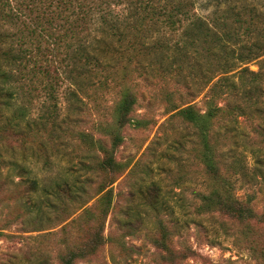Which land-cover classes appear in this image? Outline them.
Here are the masks:
<instances>
[{"label": "rangeland", "instance_id": "rangeland-1", "mask_svg": "<svg viewBox=\"0 0 264 264\" xmlns=\"http://www.w3.org/2000/svg\"><path fill=\"white\" fill-rule=\"evenodd\" d=\"M227 6L264 10V0H195L194 9L210 18ZM1 26L5 32L11 27ZM75 42H44L43 52L26 44L28 54L13 43L10 59L2 54L12 42L0 44V264H64L69 252L86 245L100 219L99 195L88 200L91 210L82 215L75 205L66 210L56 189H48L60 174L77 170V184L95 194L107 176L84 166L97 167L103 157L91 137L109 146L120 93L67 58ZM65 57L68 65L62 68ZM260 63L246 66L259 72ZM230 75L234 94L209 102L207 91L191 97L186 87L176 89L157 72L132 73L138 101L131 115L145 125L121 129L116 158L127 167L113 184L114 206L104 231L110 239L73 264H264V77ZM165 89L175 90L171 101L164 100ZM188 101L202 115L213 107L214 116L197 127L172 107ZM205 132L215 146L217 169L211 174L201 158ZM154 185L159 202L146 208L143 201L154 199ZM139 188L150 190L144 199L133 195ZM214 191L223 198L228 193L254 216L242 221L216 207L199 211L203 196ZM134 205L140 213L130 216ZM128 219L131 226L121 224Z\"/></svg>", "mask_w": 264, "mask_h": 264}, {"label": "trees", "instance_id": "trees-1", "mask_svg": "<svg viewBox=\"0 0 264 264\" xmlns=\"http://www.w3.org/2000/svg\"><path fill=\"white\" fill-rule=\"evenodd\" d=\"M194 6L195 0H0V44L12 42L10 48H4L3 56L14 57L13 43L24 46L23 52L28 54L26 44L32 49L35 45L36 50L43 52L44 42L62 44L74 38V46L68 45L67 58L81 64L86 76L95 75L106 89L115 88L120 93L113 104L114 123L109 130V146L96 140L95 143L91 137L103 157L97 167L86 162L88 165L84 168L107 175L95 194H88V190L77 184V170L60 174L52 180L53 185H48V189H56L53 194L66 205V210L75 205L73 208L81 209L82 215L91 210L85 207L88 200L99 195L96 203L101 205L100 219L92 236L81 250L69 252L63 258L64 264H73L76 258L95 253L110 239L104 231L105 220L114 206L113 184L127 167L116 158L117 147L123 141L121 129L129 123L136 127L145 125V120L131 115L138 101L132 73L157 72L167 84L186 87L191 97L207 91L205 96H211L209 102L222 95L226 98L221 99L227 100V96L234 94L235 90H229L235 85L230 78L232 71L252 74L257 79L264 77V10L258 6H227L208 18L197 14ZM3 22L11 25L6 32L2 30ZM61 28L65 31L58 33ZM256 59L261 62L260 70L252 72L246 64ZM67 65L65 57L62 68ZM174 93V89H165L164 100L171 101ZM172 107L197 127L204 124L203 118L211 119L215 114L213 107L203 115L198 114L192 101L183 105L172 102ZM202 142L205 170L215 173L217 168L211 156L215 146L206 132ZM32 183L34 188L38 187L36 180ZM151 188L155 197L144 200L143 205L155 209L161 192L158 185ZM41 190L46 193L45 184ZM145 192L150 190L139 188L133 195L141 194L144 199ZM236 201L228 193L223 198L214 191L207 199L206 194L203 196L199 211L216 207L231 219L242 221L254 216L249 207L238 205ZM134 207L129 209L130 216L140 213L134 211ZM162 215L159 212L157 216ZM132 222L122 220L121 224L131 226ZM164 236L166 239L167 234ZM165 239L162 240L164 245Z\"/></svg>", "mask_w": 264, "mask_h": 264}]
</instances>
